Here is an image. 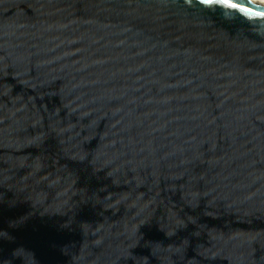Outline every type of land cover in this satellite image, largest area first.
Segmentation results:
<instances>
[{
  "label": "water",
  "instance_id": "obj_1",
  "mask_svg": "<svg viewBox=\"0 0 264 264\" xmlns=\"http://www.w3.org/2000/svg\"><path fill=\"white\" fill-rule=\"evenodd\" d=\"M229 3L0 0V264H264V3Z\"/></svg>",
  "mask_w": 264,
  "mask_h": 264
},
{
  "label": "snow or ice",
  "instance_id": "obj_2",
  "mask_svg": "<svg viewBox=\"0 0 264 264\" xmlns=\"http://www.w3.org/2000/svg\"><path fill=\"white\" fill-rule=\"evenodd\" d=\"M201 3L203 4H213V3H218V4H222V5H227L228 7L231 8H238L239 5L235 4V3H229V0H200ZM241 11H249V9L247 8H240ZM256 15L258 16H264V12H257Z\"/></svg>",
  "mask_w": 264,
  "mask_h": 264
},
{
  "label": "bare ground",
  "instance_id": "obj_3",
  "mask_svg": "<svg viewBox=\"0 0 264 264\" xmlns=\"http://www.w3.org/2000/svg\"><path fill=\"white\" fill-rule=\"evenodd\" d=\"M253 1L264 3V0H253Z\"/></svg>",
  "mask_w": 264,
  "mask_h": 264
}]
</instances>
